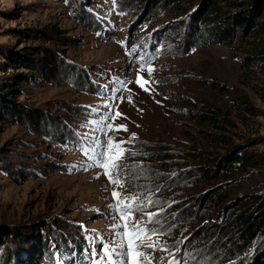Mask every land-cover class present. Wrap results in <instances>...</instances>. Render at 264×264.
Returning <instances> with one entry per match:
<instances>
[{
	"label": "rangeland",
	"instance_id": "1",
	"mask_svg": "<svg viewBox=\"0 0 264 264\" xmlns=\"http://www.w3.org/2000/svg\"><path fill=\"white\" fill-rule=\"evenodd\" d=\"M204 1L0 0V264H88L93 240L113 243L114 186L81 166L90 161L80 148L106 139L89 123L106 104L119 105L115 123L128 128L109 135L137 136L118 191L152 199L150 227L169 252L187 264H264V232L245 248L226 236L264 197V0L224 6L231 21L219 28L211 15L202 21ZM224 30L233 41L214 45ZM145 53L155 71L141 75L159 82L150 93L134 83ZM116 81H133V103ZM225 158L234 172L204 177ZM161 257L171 259L157 251L154 264Z\"/></svg>",
	"mask_w": 264,
	"mask_h": 264
},
{
	"label": "snow or ice",
	"instance_id": "2",
	"mask_svg": "<svg viewBox=\"0 0 264 264\" xmlns=\"http://www.w3.org/2000/svg\"><path fill=\"white\" fill-rule=\"evenodd\" d=\"M137 47L134 46L130 51L135 53ZM153 59L154 54L145 53L139 57L141 64L137 71V78L134 81L143 91L149 93L154 90L150 87L151 84L159 82L145 78L141 73L146 71L148 77L152 76L155 71L152 64ZM116 83L118 87L115 91L123 92L127 90L130 93L127 100L129 103H133L132 90L127 88V85L133 83V81H116ZM165 98L167 99V97ZM114 99L123 102L124 97L118 96ZM157 103H160V101H157ZM105 107L108 108V111L103 113L99 120L89 121V123L95 125L96 129L103 133L106 139L101 141L99 137H96L93 141L95 147L80 145L81 151L90 161V163L81 166L85 170L91 167L102 169V174L107 177L108 185L114 186L110 189L113 202L108 207L113 213V219H118L117 223L111 226L112 235L115 238L111 245L103 243V238L98 236L96 240L92 241V244L100 242L99 251L95 247L85 250V258L88 260V264H154V253L157 251L169 253L171 259L168 260L167 264H187L183 256H177L175 253L169 252L166 243L159 240V237L164 233L156 227H150V225L159 223L156 220L158 213L145 211L153 204L152 199L150 197L141 199L142 194L140 193L124 194L118 191L119 188H124L127 182L126 175L122 176L121 173H126L129 166L120 163L125 153L130 151L125 145L133 143L137 136L132 133L127 140L122 138L117 140L114 136L109 135V133L119 131L127 132L128 128L127 125H117L115 123L118 118L123 116L119 111V105L106 104ZM93 111H96V109H93ZM124 118L127 119V117ZM139 126L137 125V127ZM132 154L135 155L136 153ZM132 167H138V165ZM137 211L143 213L142 218L139 220L135 218ZM113 254L118 259L114 260ZM164 260L165 257H161L159 261H155V264H164Z\"/></svg>",
	"mask_w": 264,
	"mask_h": 264
},
{
	"label": "trees",
	"instance_id": "3",
	"mask_svg": "<svg viewBox=\"0 0 264 264\" xmlns=\"http://www.w3.org/2000/svg\"><path fill=\"white\" fill-rule=\"evenodd\" d=\"M194 0H185V2L181 3H190ZM247 0H205L203 5L208 9V13L203 15L201 14L202 21H206L208 19L207 15H211L213 17V24L216 28L220 27V23L227 22V24L230 23L231 18L228 21H225L227 18L228 12L223 10V7L225 6L228 11L231 9H237L239 7H244L245 5H250L249 2H246ZM222 2L225 3V5H222ZM179 5L178 3L172 4V6ZM253 5V4H252ZM258 4L254 5L256 12H260ZM260 16L264 17V10L260 14ZM200 19V20H201ZM234 23H240L239 19L234 18ZM245 22H241L240 27L244 25ZM264 26V23L262 24ZM255 28V30H257ZM230 30H224L219 31L215 33L213 36L215 40L213 41L214 45H222V44H230L233 39H230ZM256 50H254L255 52ZM260 54V57L262 58L263 62L262 65L264 66V48L259 50L258 52ZM8 62L11 63V66L19 65V68H25L28 69V67H31L33 64L30 61H24V60H13L11 57L7 58ZM44 64H51L49 59L43 60ZM2 103V102H1ZM20 120H17L15 123H19ZM234 161H237L243 165H248L247 162H245V159H241L239 157H235ZM236 163L231 162L229 158H225L219 162H217L215 168H209L207 170L202 169L201 172L204 174L205 178H214V179H220L227 173L228 171L234 172L236 169ZM220 168H223L224 170H220ZM227 171V172H226ZM233 231L226 234L229 238H231L232 235H234V239H238V241L241 243V248L249 247L251 243L253 242L254 238L264 232V197L260 200L258 204L254 206V209L252 212H249L245 216H236L235 221L232 225Z\"/></svg>",
	"mask_w": 264,
	"mask_h": 264
}]
</instances>
